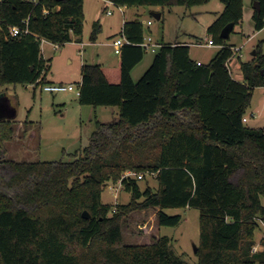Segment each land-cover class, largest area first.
Wrapping results in <instances>:
<instances>
[{
  "label": "trees",
  "instance_id": "trees-1",
  "mask_svg": "<svg viewBox=\"0 0 264 264\" xmlns=\"http://www.w3.org/2000/svg\"><path fill=\"white\" fill-rule=\"evenodd\" d=\"M107 1L173 9L212 0ZM220 1L225 8L208 34L221 49L208 64L193 60L187 43H162L134 82L146 53L144 25L134 20L120 33L131 44L116 67L83 66L79 103L116 107L119 118L96 121L73 162L7 159L17 126L0 111V264H189L171 253L169 237L127 245L122 235L134 212L157 210L159 225L177 226L181 217L163 209L187 207L201 210L196 264H264V239L253 252L264 223V128L244 121L255 89L264 87V52L260 42L253 60L241 62L244 80L233 77L227 62L235 46L220 34L241 24L244 0ZM255 1L260 12L252 19L261 31L264 0ZM84 22V0H0V99L5 86L45 82L42 40H81ZM12 27L29 33L12 36ZM100 30L95 23L92 41ZM128 171L154 173L158 189H142L137 177H123ZM119 181L129 203H103L106 183Z\"/></svg>",
  "mask_w": 264,
  "mask_h": 264
},
{
  "label": "rangeland",
  "instance_id": "rangeland-1",
  "mask_svg": "<svg viewBox=\"0 0 264 264\" xmlns=\"http://www.w3.org/2000/svg\"><path fill=\"white\" fill-rule=\"evenodd\" d=\"M254 0H244V15L239 26L235 27L228 43L241 47L231 61V73L238 81L241 76V62L251 61L257 53V46L262 42L264 52V30L256 31L252 15ZM87 21L84 22L81 40L55 46L54 43L42 40L41 48L44 59L49 63V71L45 74V82L40 84L8 85L1 89L0 103L4 118L12 120L17 131L13 141L6 144V158L18 162H73L84 147L89 144V138L96 129V121L114 122L119 118V109L116 107H100L94 113L92 106H82L80 111L79 98L76 91L49 92L44 90L46 85H73L76 89L82 82L83 65L88 64L92 48L85 46L92 42L93 22L105 25L100 31V45L96 50L99 57L95 62L106 66H116L119 55L115 53L112 44L114 35L120 32L124 22L139 20L144 25L145 38L151 37L153 43H187L194 60H201L208 64L220 51V46H207L212 36L208 28L219 18L225 5L220 0L195 6L192 8L174 7L156 10L155 7H132L126 11L125 17L115 6L108 5L112 15H106L103 9L96 4L91 11L87 3ZM161 12L162 18L157 20L152 13ZM99 18V19H98ZM86 20V19H85ZM151 21L152 24L148 25ZM75 37V36H74ZM73 37V39H74ZM158 46L156 47L157 50ZM158 51V50H157ZM156 52L146 51L143 61L132 72L134 82H138L150 68ZM103 63V64H104ZM251 107L246 115L245 124L253 128H264V88H256L253 94ZM254 114V117L251 114ZM131 172V171H128ZM134 172V171H133ZM139 179L142 189L151 187L158 189L155 175L147 172ZM136 177V176H132ZM131 194L124 191L121 182L106 183L102 194V202L112 205L127 204ZM168 216H180L177 226H162L157 220V210L137 211L124 219L122 235L124 244L147 245L152 244L159 237H169V250L175 256L181 257L189 264H196L198 257L195 248L200 243V216L199 208H165ZM260 230L256 232V244L253 252L263 249L261 240L264 239V223L259 220Z\"/></svg>",
  "mask_w": 264,
  "mask_h": 264
},
{
  "label": "built area",
  "instance_id": "built-area-1",
  "mask_svg": "<svg viewBox=\"0 0 264 264\" xmlns=\"http://www.w3.org/2000/svg\"><path fill=\"white\" fill-rule=\"evenodd\" d=\"M115 7H117L120 11H122V8L120 6H117L115 4H113ZM108 15H111L112 14V11H108L107 12ZM152 22L149 21L148 22V25H151ZM25 33H29V30L27 27H25L24 29L22 28H19V27H12L11 28V35L12 36H17V35H22V34H25ZM114 48H115V53L116 54H120L121 53V50L123 48L124 45L126 44H131V42L124 36V35H119L116 39L113 40L112 42ZM207 46H213L215 45L213 40L210 39L208 41V43L206 44ZM141 46L146 50V51H152V52H157V50L162 46V44H155L153 43V40L151 37H148V38H145L144 42L141 44ZM158 46L157 50H156V47ZM234 50V54L236 55L237 53H240L241 52V47H237L235 46L233 48ZM234 55V56H235ZM233 56V57H234ZM232 58H230L227 62V65H228V68L231 72V61H232ZM199 65H201L202 63L201 62H198ZM44 90L46 91H49V92H63V91H76L77 92V96L79 97L80 94H81V89H80V86L78 87V89H76L73 85H69V86H64V85H46L44 87ZM248 119L247 117L244 118V121L246 122ZM149 175H155L154 173H148ZM127 176H136L138 179H143L145 177V174H136L134 172H126L123 177H127Z\"/></svg>",
  "mask_w": 264,
  "mask_h": 264
},
{
  "label": "crops",
  "instance_id": "crops-1",
  "mask_svg": "<svg viewBox=\"0 0 264 264\" xmlns=\"http://www.w3.org/2000/svg\"><path fill=\"white\" fill-rule=\"evenodd\" d=\"M87 3L89 4V6H90V11H91V8L93 7V6H91V4L93 3V4H96L97 6H98V8L100 9H103V7H104V10H103V12L106 14V15H108L107 14V12L108 11H110L109 10V8L107 9V6L109 5H112V6H114L113 5V3L112 2H110V1H107V0H84V12H85V21H87V18H88V16H87V9L89 10V7H88V5H87ZM121 8H122V11H120L121 12V14L123 15V17H125V15H126V11H128V10H130L132 7H128V6H120ZM156 8V10H161V7H155ZM254 11V10H253ZM91 14H93L92 13V11H91ZM112 15V14H111ZM253 16V15H252ZM162 18V17H161ZM99 19V18H98ZM100 20H102V25H101V30L100 31H102L103 30V25H105V23H104V20H103V18L102 19H100ZM125 22H126V20H125ZM124 22V23H125ZM94 24H95V22H93V24H92V27L94 26ZM124 25V24H123ZM122 29H123V27L121 28V30H120V32L117 34H115L114 35V33L112 34V36H114V38H113V40L114 39H116L119 35H120V33L122 32ZM262 30H264V29H262ZM261 30V31H262ZM73 41H76V42H78V43H81V45H83L84 43L82 42V40H78L76 37H74V39H73ZM86 45L85 46H89V48H92V53H91V55H90V60H86V62L88 61H90L88 64H99V62H95V61H97L96 60V57H99V54H98V52H97V50H96V48H97V46L98 45H100V42H99V38H97V40L96 41H88V43H85ZM55 46H57L56 44H55ZM220 48H221V46H220ZM191 51V50H190ZM42 55H43V53H42ZM190 56H191V54H190ZM43 57H44V55H43ZM192 58V57H191ZM120 59V58H119ZM193 59V58H192ZM194 60V59H193ZM195 61H197V62H201V63H203L201 60H195ZM104 62H102L101 64H99V65H102V66H104V67H112V66H106V64L104 63ZM118 63H119V60H118V62L116 63V66L118 65ZM203 64H205V63H203ZM84 66V65H83ZM115 65L113 66V67H116ZM138 66V65H137ZM136 66V67H137ZM135 67V68H136ZM135 68H134V70H135ZM133 70V71H134ZM132 71V72H133ZM242 72V71H241ZM241 76H242V78H243V80H244V76H243V73L241 74ZM50 85V84H49ZM260 88H264V87H260ZM79 102V101H78ZM79 106L80 107H78L79 108V110L81 111L82 110V106L83 105H81L80 103H79ZM94 108V107H93ZM100 108V107H99ZM99 108H94L93 110H94V113L95 112H97V110L99 109ZM102 108V107H101ZM119 114V113H118ZM251 116H253L254 117V114L252 113L251 114Z\"/></svg>",
  "mask_w": 264,
  "mask_h": 264
},
{
  "label": "water",
  "instance_id": "water-1",
  "mask_svg": "<svg viewBox=\"0 0 264 264\" xmlns=\"http://www.w3.org/2000/svg\"><path fill=\"white\" fill-rule=\"evenodd\" d=\"M60 1H64V0H60ZM253 8L254 10H256L257 12H260V4L258 1H255L254 4H253ZM152 15L157 19V20H160L161 17H162V13L161 12H153ZM234 30V24L233 23H230L228 24L227 26H225L223 28V30L221 31V34H220V37L222 39H230L231 37V34ZM253 55L256 56V52L254 51L253 52ZM83 217L86 218V219H89L90 218V214L87 212V211H84L83 213ZM198 252V247L195 248V253Z\"/></svg>",
  "mask_w": 264,
  "mask_h": 264
},
{
  "label": "flooded vegetation",
  "instance_id": "flooded-vegetation-1",
  "mask_svg": "<svg viewBox=\"0 0 264 264\" xmlns=\"http://www.w3.org/2000/svg\"><path fill=\"white\" fill-rule=\"evenodd\" d=\"M0 104H2V107H3V108H6V106H7L5 103H2V102H1ZM0 106H1V105H0Z\"/></svg>",
  "mask_w": 264,
  "mask_h": 264
}]
</instances>
